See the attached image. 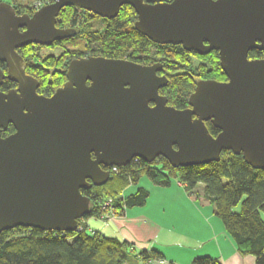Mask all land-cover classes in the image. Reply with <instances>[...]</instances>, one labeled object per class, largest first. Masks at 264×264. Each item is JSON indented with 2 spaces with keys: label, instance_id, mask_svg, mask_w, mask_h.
<instances>
[{
  "label": "water",
  "instance_id": "obj_1",
  "mask_svg": "<svg viewBox=\"0 0 264 264\" xmlns=\"http://www.w3.org/2000/svg\"><path fill=\"white\" fill-rule=\"evenodd\" d=\"M123 5L154 43L199 55L216 51L227 80L198 81L188 107L176 109L158 93L167 84L156 74L161 64L88 56L69 62L67 80L50 96L38 94L17 50L73 36L55 26L64 7L111 19ZM251 50H264V0H53L31 15L1 1L7 74L0 69V82L6 77L16 87L0 92V233L76 232L89 211L80 190L107 181L102 167H125L133 158L151 164L162 157L178 168L217 162L230 151L264 170V57L249 59ZM8 125L14 132L2 135Z\"/></svg>",
  "mask_w": 264,
  "mask_h": 264
},
{
  "label": "trees",
  "instance_id": "obj_2",
  "mask_svg": "<svg viewBox=\"0 0 264 264\" xmlns=\"http://www.w3.org/2000/svg\"><path fill=\"white\" fill-rule=\"evenodd\" d=\"M172 1L143 0L149 4ZM13 8L17 14L31 15L35 11ZM136 19L129 5L121 6L111 19L99 17L78 6L64 7L56 17L55 26L68 29L74 35L62 39L63 42L58 45L62 50L57 55H40L41 47H47L44 45L32 44L18 49L25 62V74L37 80L38 94L50 96L67 80L69 62L79 59L86 52L144 65L159 62L161 74L167 78V84L159 94L166 98L168 106L176 109L188 107V98L198 81L227 80L216 51L197 55L185 50L182 45L154 43L135 29ZM77 44L84 49L76 48ZM263 57L264 50L248 52L249 59ZM0 69L4 75L7 74L4 63H0ZM15 87L16 83L6 77L0 82V92ZM205 126L210 135L218 133L209 121L205 122ZM13 132V127L8 125L2 135ZM139 165L135 170L131 166L116 170L102 167L109 171L107 181L103 185L80 190L89 199V211L78 220V226L84 227L85 220L99 217L101 203L109 197L114 199L113 207L118 215H121L122 204L125 208L143 206L149 193L139 186L141 177L160 187H167L175 180L191 199L214 207L215 215L240 254L253 256L255 264H264V221L260 216V212H264V170L252 168L242 154L234 155L230 151H222L219 161L203 165L173 168L162 157L151 164L141 162ZM129 181L136 186V191L121 200L120 194ZM198 183L203 185L202 192L196 191ZM239 202V211H233ZM151 258H160V255L156 251L133 254L127 242L104 237L98 232L90 233L85 228L80 232H53L16 227L0 233V264H127L139 260L142 264ZM192 264L220 263L214 258L199 257Z\"/></svg>",
  "mask_w": 264,
  "mask_h": 264
},
{
  "label": "crops",
  "instance_id": "obj_3",
  "mask_svg": "<svg viewBox=\"0 0 264 264\" xmlns=\"http://www.w3.org/2000/svg\"><path fill=\"white\" fill-rule=\"evenodd\" d=\"M140 187L149 193L143 206L127 207L108 221L89 218L85 230L125 241L133 254L156 251L165 264H192L199 257L214 258L220 264H255L253 256L237 251L214 207L191 199L177 181L167 187L149 181L147 187ZM127 190L126 195L132 194L136 187L130 193ZM260 216L264 220V212Z\"/></svg>",
  "mask_w": 264,
  "mask_h": 264
},
{
  "label": "rangeland",
  "instance_id": "obj_4",
  "mask_svg": "<svg viewBox=\"0 0 264 264\" xmlns=\"http://www.w3.org/2000/svg\"><path fill=\"white\" fill-rule=\"evenodd\" d=\"M50 1L51 0H2V2L9 3L12 6L17 7L21 11H27V8L28 9H32V10L33 9L37 10L40 6L45 5L47 3H50ZM60 41L63 42V40H60ZM55 44H57V45H55ZM55 44H53L51 46H47V47H41L40 55H44V54H54V55H57V54H59L58 52H60L62 50L60 48V46H58L60 44V42L55 43ZM75 46H77L76 48H80V49L83 48V47L82 48L79 47L80 46L79 44H77ZM86 53H84L82 56L89 55V54H86ZM156 57H157V54H156ZM139 166H140L139 164L132 165L133 168L131 167V169H134L135 170ZM139 182H140L139 185L140 186L142 185L143 187H147V184H149V181H148V179L146 177H141L140 180H139ZM173 182H175V180H173ZM202 186L203 185L201 183H198L197 186H196V191H200V189L202 188ZM135 187L136 186H134L133 183L129 181L128 184H127V187L122 190V193L120 194V196L121 195L125 196L126 195L125 192H126L127 189H128L127 190L128 193L134 191ZM107 199L114 200L113 198H110V197L107 198ZM239 207H240V202L233 208V211L238 212L239 211ZM261 214H263V213H261ZM96 218L100 219V215H99V217H96ZM80 226H83V225H80Z\"/></svg>",
  "mask_w": 264,
  "mask_h": 264
},
{
  "label": "built area",
  "instance_id": "obj_5",
  "mask_svg": "<svg viewBox=\"0 0 264 264\" xmlns=\"http://www.w3.org/2000/svg\"><path fill=\"white\" fill-rule=\"evenodd\" d=\"M41 7V6H40ZM134 161L138 162V158H133ZM113 170H116V167L113 168ZM121 200H124V196L121 195L120 196ZM114 206V200L112 199H105L102 201L101 203V214H100V219L101 220H110L111 218L115 217L116 215H118L116 213ZM122 211L121 214L125 211V206L122 204ZM84 229L83 226H78L77 231L80 232ZM165 260L161 259V258H151L145 262H143L142 264H165Z\"/></svg>",
  "mask_w": 264,
  "mask_h": 264
},
{
  "label": "flooded vegetation",
  "instance_id": "obj_6",
  "mask_svg": "<svg viewBox=\"0 0 264 264\" xmlns=\"http://www.w3.org/2000/svg\"><path fill=\"white\" fill-rule=\"evenodd\" d=\"M91 13V12H90ZM55 42H61L60 40L59 41H55ZM54 42V43H55ZM53 43V44H54ZM206 44V43H205ZM211 52V51H210ZM190 53H196V52H190ZM197 54V53H196ZM208 54V53H207ZM197 55H199V54H197ZM206 55V54H205ZM88 56H94V55H91V54H89V55H85V56H82V57H80V58H83V57H88ZM96 56V55H95ZM129 61V60H128ZM132 62V61H131ZM133 63H135V62H133ZM159 63V62H158ZM138 64V63H137ZM155 64V63H154ZM159 64H161V63H159ZM141 65H144V64H141ZM148 66V65H147ZM161 70L160 71H158L156 74H157V76H162V74H161ZM164 76V75H163ZM161 90V88L158 90V93H159V91ZM150 106H153V103H150ZM139 159V158H138ZM161 159V157H157L156 159H155V161H158V160H160ZM141 162H143L141 159H139L138 160V162H136V161H134V159H132L131 161H130V163L127 165V166H125V167H128V166H131L132 167V165H136V164H139V163H141ZM105 168V167H104ZM112 168V170H113V168L114 167H111ZM118 168H124V167H116V169H118ZM133 168V167H132ZM105 169H108V168H105Z\"/></svg>",
  "mask_w": 264,
  "mask_h": 264
}]
</instances>
